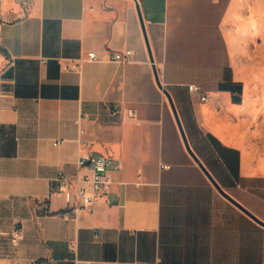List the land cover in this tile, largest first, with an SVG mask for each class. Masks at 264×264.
<instances>
[{"label":"crops","instance_id":"obj_1","mask_svg":"<svg viewBox=\"0 0 264 264\" xmlns=\"http://www.w3.org/2000/svg\"><path fill=\"white\" fill-rule=\"evenodd\" d=\"M153 65L191 149L264 221V0H0V264H264V226L187 150ZM83 152L114 182L68 216L51 180Z\"/></svg>","mask_w":264,"mask_h":264},{"label":"built area","instance_id":"obj_2","mask_svg":"<svg viewBox=\"0 0 264 264\" xmlns=\"http://www.w3.org/2000/svg\"><path fill=\"white\" fill-rule=\"evenodd\" d=\"M133 54V50H112L111 59L119 62L128 61ZM95 51H88L86 55H81L69 66L76 70L83 61L97 60ZM189 90L200 93L201 87L198 84H188ZM203 100L206 96H201ZM168 167V165H164ZM114 182L112 172L108 166V158L103 154L83 152L77 162V169L74 173L68 174L59 170L51 180V189L62 194L66 203V214L68 216H79L83 212L92 213L97 205L102 203L111 191ZM11 238L14 243H18L23 238V228L16 223L11 231ZM44 264H48L45 262Z\"/></svg>","mask_w":264,"mask_h":264},{"label":"water","instance_id":"obj_3","mask_svg":"<svg viewBox=\"0 0 264 264\" xmlns=\"http://www.w3.org/2000/svg\"><path fill=\"white\" fill-rule=\"evenodd\" d=\"M137 5V9H138V14H139V17H140V21H141V24H142V28H143V31H144V36H145V39H146V43H147V46H148V49H149V43H148V39H147V35H146V31H145V26H144V21H143V16H142V13H141V10H140V7H139V4H136ZM150 52V51H149ZM150 59L151 61L153 62V57L150 53ZM153 68H154V74H155V78H156V81L158 83V85L163 88L161 82H160V79H159V76H158V73H157V70L155 68V66L153 65ZM169 102H170V105L172 107V110L174 112V115L176 117V120L178 122V125L180 127V131H181V134H182V137H183V140H184V143L186 145V148L187 150L190 152V154L192 155V157L198 162V164L201 166V168L204 170V172L206 173V175L208 176V178L210 179V181L214 184V186L216 187V189L220 192V194H222L225 198H227L230 202H232L234 205H236L238 208H240L242 211H244L245 213H247L249 216H251L254 220H256L259 224L263 225L264 226V221L261 220L259 217H257L254 213H252L250 210H248L245 206H243L238 200H236L233 196H231L226 190H224L220 184L216 181V179L213 177V175L209 172V170L204 166V164L200 161V159L197 157V155L194 153V151L191 149L189 143H188V140L186 138V135L184 133V130L182 128V125L180 123V120L178 118V114H177V111H176V108L174 106V103H173V100L171 98V95L169 94V92L163 88Z\"/></svg>","mask_w":264,"mask_h":264}]
</instances>
